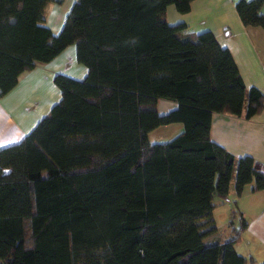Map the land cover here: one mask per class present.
Segmentation results:
<instances>
[{"label": "trees", "instance_id": "obj_1", "mask_svg": "<svg viewBox=\"0 0 264 264\" xmlns=\"http://www.w3.org/2000/svg\"><path fill=\"white\" fill-rule=\"evenodd\" d=\"M53 0H0V97L20 77L76 45L88 73L56 75L62 98L18 144L0 149V260L10 264H257L217 232L215 200L264 190L251 157L211 141L215 113L250 119L263 96L247 90L211 32L171 26L194 0H78L58 35ZM61 2L62 0H57ZM264 0H240L245 26L264 28ZM177 104L165 115L158 101ZM183 130L166 143L152 131ZM238 212L235 211L234 215ZM232 226V220L230 224Z\"/></svg>", "mask_w": 264, "mask_h": 264}, {"label": "crops", "instance_id": "obj_2", "mask_svg": "<svg viewBox=\"0 0 264 264\" xmlns=\"http://www.w3.org/2000/svg\"><path fill=\"white\" fill-rule=\"evenodd\" d=\"M240 0H194L186 14H180L175 6L167 8V20L171 26L184 23L185 34L211 32L221 48L232 55L247 90L255 89L263 96L261 111L250 119L229 114L215 113L211 120V141L236 159L251 157L258 168L264 166V28L245 26L236 10ZM251 1V0H245ZM78 0H53L46 10V26L54 35L60 34L72 7ZM261 13L264 14V5ZM88 69L77 61L76 45L65 48L46 64H38L24 73L17 86L0 97V149L20 143L60 102L62 95L54 82L56 75L74 80L86 77ZM160 115L168 114L177 104L158 101ZM175 126V127H173ZM175 134L183 130L182 124H172ZM160 127L149 135H167ZM162 129V130H161ZM152 142V140H151ZM213 218L217 232L205 239L207 243H223L232 238V228L240 224V214L247 222L246 230L235 245L237 252L264 264V190L252 192L247 186L243 195L235 194L231 184L228 202L215 200ZM238 213L234 215V212ZM240 213V214H239ZM232 220V226L229 225ZM220 227L224 230H220ZM222 233L224 237H221Z\"/></svg>", "mask_w": 264, "mask_h": 264}, {"label": "rangeland", "instance_id": "obj_3", "mask_svg": "<svg viewBox=\"0 0 264 264\" xmlns=\"http://www.w3.org/2000/svg\"><path fill=\"white\" fill-rule=\"evenodd\" d=\"M46 19H45V22H46ZM173 127H175V126H173ZM173 127H163L162 129L164 131L169 130L168 134L167 135L163 134L161 137H158L156 134H154V135H152V138H151L152 142L161 144V143H166V142L172 140L174 137H176V135H178V134H175V129ZM220 230L222 231V230H224V228L220 227ZM221 237H224L223 233H222ZM0 264H10V259L9 258L2 259V260H0Z\"/></svg>", "mask_w": 264, "mask_h": 264}, {"label": "built area", "instance_id": "obj_4", "mask_svg": "<svg viewBox=\"0 0 264 264\" xmlns=\"http://www.w3.org/2000/svg\"><path fill=\"white\" fill-rule=\"evenodd\" d=\"M259 171H260L261 173L264 174V166H261V167L259 168Z\"/></svg>", "mask_w": 264, "mask_h": 264}]
</instances>
